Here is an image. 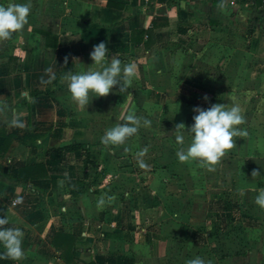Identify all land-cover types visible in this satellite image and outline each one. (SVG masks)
<instances>
[{"label":"crops","instance_id":"0c3cea01","mask_svg":"<svg viewBox=\"0 0 264 264\" xmlns=\"http://www.w3.org/2000/svg\"><path fill=\"white\" fill-rule=\"evenodd\" d=\"M100 41L135 74L83 110L66 74L94 67ZM211 103L241 109L247 134L224 153L238 158L231 189L250 202L264 188L248 171L264 163V0H31L27 24L0 40V216L24 233L13 264H264V226L241 234L230 223L247 213L210 216L211 169L176 155L175 126ZM129 112L138 131L103 144Z\"/></svg>","mask_w":264,"mask_h":264},{"label":"clouds","instance_id":"9594fccd","mask_svg":"<svg viewBox=\"0 0 264 264\" xmlns=\"http://www.w3.org/2000/svg\"><path fill=\"white\" fill-rule=\"evenodd\" d=\"M30 11L31 0H0V40L10 38L14 32L21 30L28 22ZM108 54L109 48L105 41H100L93 45L89 53L92 60L90 65L94 67L66 74L67 90L83 110L91 97L104 96L116 85L119 86V91L125 92L132 84L135 65L122 64V60L115 55L109 60ZM193 111L195 114L190 126L186 127L183 122L175 126V141L181 145L176 155L181 162L198 160L211 167L227 149L233 147L234 137L247 134L246 130L237 127L243 123L244 117L238 105L228 103H211L206 108L195 105ZM122 119L127 122L115 123L105 130L101 136L103 144L123 143L127 137L138 131L142 118L129 112ZM143 124L150 125L151 120L143 118ZM185 135L189 137L186 147ZM19 200L18 197L17 201ZM255 202L264 207V188L258 191ZM7 224V217L0 216V247L3 248L0 259L6 257L18 261L24 256V233L19 227H4ZM185 264H212V261L206 262L199 255H195L187 259Z\"/></svg>","mask_w":264,"mask_h":264},{"label":"rangeland","instance_id":"374dc122","mask_svg":"<svg viewBox=\"0 0 264 264\" xmlns=\"http://www.w3.org/2000/svg\"><path fill=\"white\" fill-rule=\"evenodd\" d=\"M255 142L256 140H250V146L252 148H254L255 146ZM239 143V145H238ZM241 140H239L238 138H234V145L231 148H236L238 146H241ZM260 147H257V150ZM258 156L253 157L252 161H250V163H248V169L250 168L251 170L249 171L250 174V178L252 180L254 179H260L261 177H263L264 175V163L261 160V162H259L258 160H256L255 158ZM260 158H264V156H260ZM238 162V158L237 155H230L229 153H224L217 162H215L211 167H209L211 170H208V173L205 175V180L208 183V185L210 186V189L208 186L204 187V196L206 194L207 195H211L208 198V200H210V204L208 203V208L210 209L208 211V214H210V216H215V215H219L220 211H223L224 213H226L227 211L230 213H234L235 211H239L241 213H244L246 215H249V217L247 219H242L237 215V219L235 220V223L231 224L230 226L233 228V231L235 232H240L241 234L243 232H248V230H255L258 228L259 225L264 226V218L262 219H257L254 216L256 215V213L258 212L259 209L260 212L264 213V207L259 206L256 202H255V196L257 194H255L254 192L249 193V200L250 202H248V199H246V197L248 196V194H244L242 195V193L239 191V187H235L236 189H231L232 185L230 183V175H232L231 172V168L232 165H235V163ZM261 163V164H259ZM255 171V172H254ZM259 174V175H258ZM233 175H236V179H239L238 173L235 171V173H233ZM241 176V174H239ZM246 178V176H245ZM253 187V186H252ZM213 190H212V189ZM253 191L252 188L249 189V192ZM228 192H231L229 194H227ZM210 193V194H209ZM255 194V195H253ZM254 197V202H251L252 198ZM244 199V201H243ZM206 201H204L203 206H205ZM213 204V205H212ZM220 205V206H219ZM222 205V206H221ZM234 209V210H233ZM244 210V211H243ZM236 213V212H235ZM220 216V215H219ZM253 217V218H252ZM221 219V216L219 217ZM242 219V220H240ZM226 221H228V217H224V220L221 223V226L224 228V230L226 232H223L220 236L221 239L223 240H228L229 238V234H228V224H226ZM260 221H262V224L260 223ZM214 222V221H213ZM221 222V221H220ZM208 223H209V219H208ZM209 226V225H208ZM257 227V228H256ZM234 232V233H235ZM252 234L250 233H246V235H243V238L246 239L247 237H251ZM234 236V235H233ZM193 237V236H192ZM236 238L241 237L240 235H235ZM254 237V235H252V238ZM195 239V238H194ZM199 242H204L203 239H201L200 237H198Z\"/></svg>","mask_w":264,"mask_h":264},{"label":"trees","instance_id":"16d2710c","mask_svg":"<svg viewBox=\"0 0 264 264\" xmlns=\"http://www.w3.org/2000/svg\"><path fill=\"white\" fill-rule=\"evenodd\" d=\"M0 251H3V248H0ZM0 264H13V260L5 257L0 259Z\"/></svg>","mask_w":264,"mask_h":264}]
</instances>
